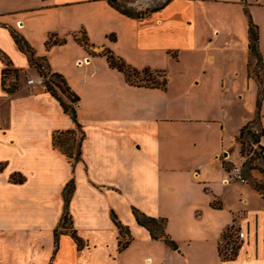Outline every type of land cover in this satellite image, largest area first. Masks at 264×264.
I'll list each match as a JSON object with an SVG mask.
<instances>
[{"label": "crops", "instance_id": "0c3cea01", "mask_svg": "<svg viewBox=\"0 0 264 264\" xmlns=\"http://www.w3.org/2000/svg\"><path fill=\"white\" fill-rule=\"evenodd\" d=\"M183 2L170 0L141 18L152 23L135 35L137 47L164 55L165 63L155 67L179 77L178 85L160 88L130 84L107 60L98 63L104 44L92 55L75 38L85 24L33 19L57 5L55 0H0V264L242 263L236 256L222 258L218 247L228 226L243 227L244 217H235L243 208H230L226 199L239 186L226 163H241L236 137L253 122L258 94L248 74L244 5L257 26L264 70V0ZM14 35L78 96L76 121L83 133L78 160L52 145L54 131L76 124L49 90L26 82L39 69ZM51 35L59 42L48 47ZM57 48L64 51L59 62ZM250 60L257 67V58ZM11 83L15 88L7 92ZM258 126L264 130V92ZM259 143L264 146V136ZM69 183L68 212L85 242L81 249L66 233L54 246ZM239 188L240 202L248 204L250 189ZM214 201L220 206H212ZM133 208L166 218L165 231L177 249L151 238ZM113 215L128 231L122 250ZM261 221L264 234V217Z\"/></svg>", "mask_w": 264, "mask_h": 264}, {"label": "rangeland", "instance_id": "374dc122", "mask_svg": "<svg viewBox=\"0 0 264 264\" xmlns=\"http://www.w3.org/2000/svg\"><path fill=\"white\" fill-rule=\"evenodd\" d=\"M55 1L57 2V5L43 9L41 14L33 19H36L41 23H47L49 20H55L75 25L85 24L87 27H84L83 31L88 37L89 42L94 44L93 48H91V51L94 53V48L97 45L104 44V48L110 49L115 55L120 56L127 64L136 70L142 71L144 68H163L167 78L166 86L179 84V77L174 70L170 68L165 69V66L162 68L154 66L163 65L165 63L166 59L164 58V55L158 56L148 48H139L136 46L135 35H137V31L147 28L150 23H152V18L149 17L145 20L128 18L117 13L115 10L110 8L106 2L102 1H88L85 3H76L70 0ZM68 1L73 3H67ZM120 1L124 3L126 7L134 11L141 12L154 8L162 3V0ZM175 1L184 3L183 1L188 0ZM63 2L65 3L63 4ZM99 4L101 5L99 6ZM76 35L79 38L82 37L80 32L76 33ZM103 50L104 49L101 50V53ZM62 53H64V51L58 50V48L54 51V58L57 62L63 60ZM96 59H98L97 61H101L98 63H106L105 56ZM248 62L250 63L248 66L250 76L257 82L258 89H263L264 70L260 67L259 63L257 64V67H253L250 58ZM158 79V77L148 73L132 76L133 82L147 85H150L152 81H157ZM57 91L60 93L59 90ZM257 97L258 94L256 96V100ZM229 109H232L234 112L236 111V107L234 106H229ZM255 123L256 124L251 126V131H254V133L257 134L260 129L258 126V120H256ZM227 132L228 131H226V133ZM79 136L80 134L77 132L74 136V140H67L64 147L71 145V147H73L72 151L74 152L76 140ZM236 144L238 146L239 154L242 157L241 163L238 166L241 169L244 182H238L240 180L233 175V167L236 166V164L227 162L226 168L228 169V172H230V177L232 176L238 180L235 182L236 185L246 186L250 189L248 194L249 202L245 205L240 202L241 194L239 186L228 190L226 194L228 206H230V208H234V210L243 208L241 209L243 211H240V213H237L235 216L236 218L237 216L239 218L244 217L241 221L243 227L230 225L224 230L218 247L219 254L224 259H232L234 258L233 251L236 250L237 254L235 260L242 262L241 264H264V234L261 229L262 221L260 222V217H264V201L261 199V196H259L260 194L253 186L255 182L261 183V192L264 195V152H262L258 147V143H253L252 138L247 134V128L244 129L241 141L236 140ZM234 157L235 158L233 160L236 163L237 151L234 152ZM250 167H253V169H250ZM256 223H260L258 227H255ZM247 224L250 225L249 231L247 229ZM239 231L244 233L242 240L237 238V233ZM248 238L249 244L247 246L246 241ZM124 240H126L125 235L121 237V241ZM42 255L44 257V252Z\"/></svg>", "mask_w": 264, "mask_h": 264}, {"label": "trees", "instance_id": "16d2710c", "mask_svg": "<svg viewBox=\"0 0 264 264\" xmlns=\"http://www.w3.org/2000/svg\"><path fill=\"white\" fill-rule=\"evenodd\" d=\"M169 1L170 0H164L160 5H158L154 8H151L149 10L141 12V11H134V10L126 7L125 4L122 3L120 0H106L108 5L111 6L112 8H114L116 11H118L119 13H121L127 17L134 18V19L144 18L147 15H149L150 13L157 11V10H160ZM244 13L248 17V54H249V58L256 57L258 60V63H260V55L258 52V30H257V26L253 23V21L250 17V14L248 13V10L246 8V5H244ZM80 33L82 34V37L79 38L77 35H75L76 40L84 47V49L87 52L94 55L95 53L93 51H91L93 44H91L89 42L88 37L86 36L85 32H80ZM53 37H54L53 35L48 37V39L46 40V46L49 47V46L59 42L58 39H54ZM14 38H15L16 43L19 45V47L28 54V57H29L31 63L39 69V67H41L42 64L37 62L36 59L34 58L33 50L28 46V44H26V42L22 38L18 37L17 35H14ZM101 54L106 57V60H107L109 66L111 68H115L124 74L126 81L129 82L130 84L138 85V86H145V87L166 88L167 78H166V73L164 72V70L144 68L142 71H138L135 68L131 67L129 64H127L120 56L115 55L110 49L104 48V50ZM249 58H248V60H249ZM249 64L250 63L248 62V66H249ZM9 72L10 71H8V70H4V74H7ZM38 72H39V74H42V73L46 74L49 71H47V70L40 71V69H39ZM146 73H148L150 75H154V76L158 77L159 79L157 81H152L150 83V85L135 83L132 81V76H138L140 74H146ZM11 74L14 76V78L16 77V74H14V73H11ZM54 74H55L56 78L58 79V81H56L55 84L58 87L59 92L61 94H64L68 98L69 102L67 103V102L63 101V99L60 97L58 91L56 89H54L53 87L49 86L48 90L60 101V104H61L63 110L70 115L72 120L75 122L76 127L73 129H68V130L54 131L52 133V145L54 146V148L58 149L65 157L73 158L74 161H76L80 157V153H81L80 152V146H81V141L83 138V133L80 130V125L76 121L75 104L77 103L79 98L74 92L70 91L69 87L66 84L65 79L60 74H56V73H54ZM248 74L250 75L249 72H248ZM14 88H15V84L11 83L9 86H7L6 90H7V92H12L14 90ZM263 92H264V88L258 89V97L256 100V109H255V113H254L253 122L250 124L248 123V124L244 125L240 129L239 134L236 137L237 141H241V138L243 137L244 129L247 128V134L250 135L253 143H258V147L261 149L262 152H264V146L259 144V142H260V138L262 136H264V130L262 128H260L258 133L256 134V133H254V131H251V126L253 125V123L256 122V120H259L260 107H261ZM77 131H79L81 133V135L76 140V144H75V148H74V152H73L72 151L73 147H71V145L64 147V144L67 140H70V139L74 140V136H75ZM251 168L253 169V167H250V169ZM0 170H1V167H0ZM18 181H20V179H18ZM253 186H254V189L260 194L261 198L264 201V195L261 192L262 184L255 182ZM72 191H73V185H72V183H69L68 187L66 189L64 212H63V215H62V218L60 220L58 227H56L54 229V246H55V248L58 245L59 235L65 234V233L69 234L74 239L76 246H77V249H81L85 246L84 240H82L77 235L76 230L72 226L71 220H70V215L68 212V201H69V197H70ZM216 203H217L216 201L212 202V206L219 207L220 205L216 204ZM133 213H134V216H135L137 223L142 225L143 227H145L149 231L151 238H153V239L160 238L163 240V242L168 247H170L172 249H177V243L165 231L166 218H164V217H158V218L150 217V216H147L144 213L140 212L136 208H133ZM113 220H114V223L119 230V235L121 237H123L125 234L127 235V232H128L127 228L122 226L116 220L114 215H113ZM126 235H125V237H126ZM128 243H129V238H126V240H124V241H121V238H120L119 242H118V250L124 249L128 245ZM236 254H237L236 250L233 251L234 257L236 256Z\"/></svg>", "mask_w": 264, "mask_h": 264}, {"label": "built area", "instance_id": "2783aa9c", "mask_svg": "<svg viewBox=\"0 0 264 264\" xmlns=\"http://www.w3.org/2000/svg\"><path fill=\"white\" fill-rule=\"evenodd\" d=\"M39 69H40V71L46 70L45 66H43V65L41 67H39ZM56 81H58V79L56 78L55 74L52 73V72H48L46 74L42 73V74H39L36 79L28 78L26 80V82L28 84L34 83V84L42 87L43 89H47L48 90V87L51 86L54 89L59 90L58 87L55 84ZM233 175L235 177H237L241 182H244V177L242 176L241 169H240V167L238 165L233 167ZM242 237H244V233L242 231H239L237 233V238L240 239ZM231 250H232V247H231Z\"/></svg>", "mask_w": 264, "mask_h": 264}]
</instances>
